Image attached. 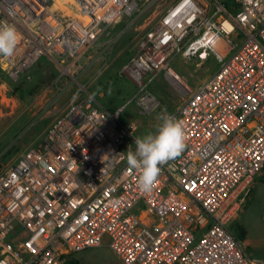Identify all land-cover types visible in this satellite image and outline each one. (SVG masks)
Returning a JSON list of instances; mask_svg holds the SVG:
<instances>
[{
  "label": "built area",
  "instance_id": "built-area-1",
  "mask_svg": "<svg viewBox=\"0 0 264 264\" xmlns=\"http://www.w3.org/2000/svg\"><path fill=\"white\" fill-rule=\"evenodd\" d=\"M151 14L123 67L134 103L156 106L149 87L161 72L189 89L171 65L178 55L218 63L169 114L183 124V153L145 192L127 163L136 123L93 96L69 100L0 169V264H63L104 245L123 264H264L231 230L264 170V0H0V25L19 33L0 70L16 79L46 57L70 73L116 25Z\"/></svg>",
  "mask_w": 264,
  "mask_h": 264
},
{
  "label": "rangeland",
  "instance_id": "rangeland-1",
  "mask_svg": "<svg viewBox=\"0 0 264 264\" xmlns=\"http://www.w3.org/2000/svg\"><path fill=\"white\" fill-rule=\"evenodd\" d=\"M153 22L154 15L151 14L149 18L127 28L126 21L116 25L103 37L104 40L101 39L95 47L76 60L74 66H68L70 73L65 72L62 65L43 57L16 79L7 74L5 78L0 75V169L13 162L30 144L38 142L52 119L71 99L93 96L109 110L123 108L120 120L126 124L132 121L136 123L135 137L154 133L161 123L158 116L165 110L167 114L175 111L189 94L178 90L182 88V83H169L163 80V73H160L149 87L157 99L156 106L143 107L132 100L137 85L123 71L124 65L117 67L121 59L136 52L139 36ZM110 39H114V45L103 53L99 52L102 43ZM171 64L176 70L178 66L180 79L184 83H190L191 88L196 90L213 74L218 63L211 54L203 61L196 58L185 60L178 55ZM10 81L27 88L23 92L24 96L13 88ZM59 93L61 97L57 107L46 111L43 107ZM236 221L247 230L246 239L242 241L247 251L256 258L264 259V170L255 179ZM71 255L82 264H123L107 245L74 252L70 257Z\"/></svg>",
  "mask_w": 264,
  "mask_h": 264
},
{
  "label": "clouds",
  "instance_id": "clouds-1",
  "mask_svg": "<svg viewBox=\"0 0 264 264\" xmlns=\"http://www.w3.org/2000/svg\"><path fill=\"white\" fill-rule=\"evenodd\" d=\"M18 43L19 33L15 27L10 24L0 25V56L12 57ZM158 119L161 123L156 131L135 137V151L130 147L127 151L128 166L140 173L139 186L145 192L152 190L160 166L179 157L186 147L187 137L182 122L167 114L166 110Z\"/></svg>",
  "mask_w": 264,
  "mask_h": 264
},
{
  "label": "trees",
  "instance_id": "trees-1",
  "mask_svg": "<svg viewBox=\"0 0 264 264\" xmlns=\"http://www.w3.org/2000/svg\"><path fill=\"white\" fill-rule=\"evenodd\" d=\"M132 54L131 55H128L126 56V58L124 59H121L118 63H117V67L120 68L122 67L130 58H131ZM6 73L1 71L0 70V75L2 76V78H5L7 77L5 75ZM10 83L12 84L13 88H16L17 91H20V95L21 96H24V91H27V88L26 87H20L18 84H16L15 82L13 81H10ZM107 88V86L105 87ZM137 91V90H136ZM136 93V92H135ZM231 230L234 232V234L236 235V237L243 241L246 239V235H247V230L246 228L244 227V225H242L241 223H238V221H234L232 224H231ZM72 256V255H71ZM64 264H82L81 261L72 256L70 257V255L67 257V259L64 261Z\"/></svg>",
  "mask_w": 264,
  "mask_h": 264
},
{
  "label": "crops",
  "instance_id": "crops-1",
  "mask_svg": "<svg viewBox=\"0 0 264 264\" xmlns=\"http://www.w3.org/2000/svg\"><path fill=\"white\" fill-rule=\"evenodd\" d=\"M133 55V54H132ZM174 59H175V57L172 59L173 61H174ZM172 62V61H171ZM185 62V61H184ZM172 65V64H171ZM180 65H182V62H181V64ZM198 65H200V63L198 64ZM177 67V70H178V66H176ZM180 67V66H179ZM175 69V68H174ZM180 70H182L181 68H179ZM176 70V69H175ZM176 70V71H177ZM161 73H163V72H161ZM160 74V73H159ZM159 74H158V76H157V78L159 77ZM186 77V76H185ZM163 80H166V81H168L169 83H173V81L175 82L176 80H174V79H172V78H170V77H167L164 73H163ZM206 80V79H205ZM177 82V81H176ZM185 84L187 85V87L189 88V89H191V90H193L192 88H191V85H190V83H188L187 81L185 82ZM182 89V90H181ZM178 88V90L179 91H187V90H189V89H186L185 87H182V88ZM186 93V92H185ZM178 108V107H177Z\"/></svg>",
  "mask_w": 264,
  "mask_h": 264
},
{
  "label": "bare ground",
  "instance_id": "bare-ground-1",
  "mask_svg": "<svg viewBox=\"0 0 264 264\" xmlns=\"http://www.w3.org/2000/svg\"><path fill=\"white\" fill-rule=\"evenodd\" d=\"M63 2H66V0H62ZM182 80V79H181ZM183 81V80H182Z\"/></svg>",
  "mask_w": 264,
  "mask_h": 264
}]
</instances>
